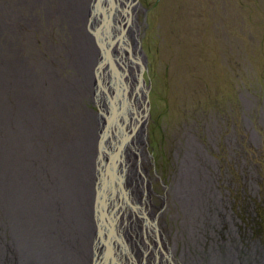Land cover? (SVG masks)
<instances>
[{
  "label": "bare ground",
  "instance_id": "bare-ground-1",
  "mask_svg": "<svg viewBox=\"0 0 264 264\" xmlns=\"http://www.w3.org/2000/svg\"><path fill=\"white\" fill-rule=\"evenodd\" d=\"M136 5L0 0V264H264L260 241L245 249L229 214L222 257L191 258L192 235L225 211L219 194L205 198L195 136L155 204Z\"/></svg>",
  "mask_w": 264,
  "mask_h": 264
},
{
  "label": "rangeland",
  "instance_id": "rangeland-1",
  "mask_svg": "<svg viewBox=\"0 0 264 264\" xmlns=\"http://www.w3.org/2000/svg\"><path fill=\"white\" fill-rule=\"evenodd\" d=\"M133 1L139 21L133 39L144 59L138 72L149 86L146 136L155 204L166 194L164 185H174L186 139L193 135L202 145V153L194 157L206 169V176L199 177L206 186L205 198L211 202V195L219 194L225 211L219 212L223 220L216 229L207 222L202 238L192 235L198 248L189 244L190 235L184 237L189 252L204 263L211 248L222 254L227 214L245 249L258 241L262 248L264 0ZM90 107L97 112L94 104ZM180 213L170 194L164 217L171 237L181 229Z\"/></svg>",
  "mask_w": 264,
  "mask_h": 264
},
{
  "label": "water",
  "instance_id": "water-1",
  "mask_svg": "<svg viewBox=\"0 0 264 264\" xmlns=\"http://www.w3.org/2000/svg\"><path fill=\"white\" fill-rule=\"evenodd\" d=\"M139 47H140V45H139ZM124 58V57H123ZM140 76V75H139ZM139 79L140 80H142V78H141V76L139 77ZM148 92H149V86H145V94H144V96H145V101H146V111H145V115L147 114L148 115V109H149V99H148ZM109 216V215H108ZM99 219H100V217H99ZM107 219H108V223H110L111 221L109 220V217H107ZM99 233H98V235H100V240L102 239V236H101V234H103L102 233V231H101V229L99 228ZM104 231L106 232V227H104ZM104 247V246H103ZM103 247H102V250H103ZM101 254H102V251H101ZM101 256V255H100Z\"/></svg>",
  "mask_w": 264,
  "mask_h": 264
},
{
  "label": "flooded vegetation",
  "instance_id": "flooded-vegetation-1",
  "mask_svg": "<svg viewBox=\"0 0 264 264\" xmlns=\"http://www.w3.org/2000/svg\"><path fill=\"white\" fill-rule=\"evenodd\" d=\"M199 172V171H198ZM196 177V179L198 180V176L196 175L195 176ZM203 177V176H202ZM176 179V178H175ZM173 183H175V180L173 181ZM164 186H166V185H164ZM183 233L185 234L186 232H184L183 231ZM182 234V233H181ZM188 233H186L185 234V237H186V240L189 238L188 237ZM200 238H202V236H200ZM262 248H264V245H262ZM217 252V253H216ZM209 255H210V257L212 256V255H217L218 257H222V254L221 253H219V250H218V248H217V251H214V248H211L210 250H209ZM194 256L193 255H191V258H193ZM210 257H207V259H210ZM219 259V261H221L222 263L224 262V259H222V258H218ZM189 260V259H188ZM221 263V264H222Z\"/></svg>",
  "mask_w": 264,
  "mask_h": 264
}]
</instances>
